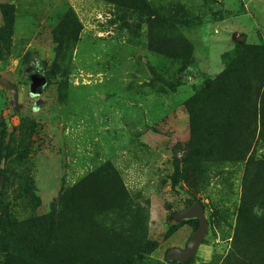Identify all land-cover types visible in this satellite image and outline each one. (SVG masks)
I'll use <instances>...</instances> for the list:
<instances>
[{
	"label": "rangeland",
	"instance_id": "1",
	"mask_svg": "<svg viewBox=\"0 0 264 264\" xmlns=\"http://www.w3.org/2000/svg\"><path fill=\"white\" fill-rule=\"evenodd\" d=\"M5 19L4 213L58 211L62 244L98 264H264V0H0ZM191 197L206 233L169 262Z\"/></svg>",
	"mask_w": 264,
	"mask_h": 264
},
{
	"label": "trees",
	"instance_id": "2",
	"mask_svg": "<svg viewBox=\"0 0 264 264\" xmlns=\"http://www.w3.org/2000/svg\"><path fill=\"white\" fill-rule=\"evenodd\" d=\"M67 19L73 26L72 18L67 16ZM5 21L4 28L0 30V54L1 43L3 40H10L13 25L12 20L5 19ZM67 27L69 26L64 22H60L57 26L60 34L56 43L60 50L64 42L71 41L72 37L75 40L76 37V32L72 36L66 31ZM191 66L194 67L193 64H190ZM5 127V119L0 118V181L3 182L7 178V171L3 167L7 153L19 146V143L13 144V141L8 139ZM191 153L199 157L200 152L198 149H193ZM172 165L174 171L171 175V187L175 189L182 180L185 160L176 153ZM191 199L192 205L198 202L194 197ZM2 202L3 197L0 191V264H98L97 261L100 263L98 256L92 257L94 254L87 255L78 251L74 253L70 245L66 247L62 244V220L58 211L54 210L47 216H32L18 222L3 212ZM88 251L91 250L88 249Z\"/></svg>",
	"mask_w": 264,
	"mask_h": 264
},
{
	"label": "water",
	"instance_id": "3",
	"mask_svg": "<svg viewBox=\"0 0 264 264\" xmlns=\"http://www.w3.org/2000/svg\"><path fill=\"white\" fill-rule=\"evenodd\" d=\"M46 83V78L44 76H39L38 74L32 75L30 93L33 96H39ZM179 215L181 217L196 218L198 219L199 224L196 230L192 233L184 249L175 247L167 252L166 259L169 262H184L191 258L204 238L207 229L203 205L199 201L181 211Z\"/></svg>",
	"mask_w": 264,
	"mask_h": 264
}]
</instances>
